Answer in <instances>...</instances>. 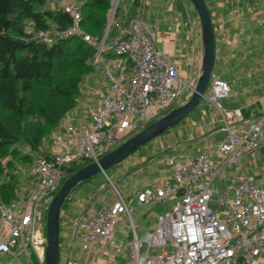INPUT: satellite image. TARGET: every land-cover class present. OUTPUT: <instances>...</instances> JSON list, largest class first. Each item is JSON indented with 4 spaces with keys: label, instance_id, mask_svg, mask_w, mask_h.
Wrapping results in <instances>:
<instances>
[{
    "label": "built area",
    "instance_id": "2783aa9c",
    "mask_svg": "<svg viewBox=\"0 0 264 264\" xmlns=\"http://www.w3.org/2000/svg\"><path fill=\"white\" fill-rule=\"evenodd\" d=\"M136 1L135 15L125 23L126 8L122 23H115L120 34L112 42L107 40L109 31L98 38L82 28L78 2L54 1L73 19L62 34L80 35L94 44L96 67L84 80L78 105L51 136L47 152L36 157L35 187L20 200L0 202V254L16 247L30 264H45L44 213L69 165L106 154L178 106L175 102L184 87L193 91L195 85L182 77L177 62L157 45L155 31L144 20L149 0ZM50 33L46 29L37 35ZM208 87V100L221 107L219 100L230 95V82L212 70ZM222 131V138L199 154L167 155L165 164L173 174L137 188L130 197L113 183L114 200L74 222L81 249L68 264H115L126 249L131 250L134 264H258L264 249V187L245 167L244 156H254L264 146V115L242 131L225 117ZM228 166L234 172L217 192L213 182ZM170 199L175 200L171 209L158 215L153 231L140 236L132 203L151 208ZM125 215L132 225L129 239L107 248L115 243L113 229ZM108 254L110 259H105Z\"/></svg>",
    "mask_w": 264,
    "mask_h": 264
},
{
    "label": "trees",
    "instance_id": "16d2710c",
    "mask_svg": "<svg viewBox=\"0 0 264 264\" xmlns=\"http://www.w3.org/2000/svg\"><path fill=\"white\" fill-rule=\"evenodd\" d=\"M77 1L82 28L101 38L115 0ZM121 1L130 4L125 23L137 11L136 0H119L108 34L109 42L120 34V27L115 23L125 15ZM176 6L192 24L183 2ZM27 20L34 23L31 32L25 28ZM72 22L71 15L57 5L51 6L50 0H0V202H14L28 194L29 190H26L22 195L20 187L29 176L24 178L21 175L14 158L25 163L32 161L31 153L37 157L47 152V148L43 149L45 139L53 134L63 116L76 106L85 78L95 71V45L80 35L62 34ZM51 23L56 32L47 37L37 35L39 31L49 29ZM261 152L264 159V146ZM91 161L89 158L73 161L63 181ZM70 196L71 193L64 205ZM16 254L17 248L14 247L10 256Z\"/></svg>",
    "mask_w": 264,
    "mask_h": 264
},
{
    "label": "crops",
    "instance_id": "0c3cea01",
    "mask_svg": "<svg viewBox=\"0 0 264 264\" xmlns=\"http://www.w3.org/2000/svg\"><path fill=\"white\" fill-rule=\"evenodd\" d=\"M206 1L216 36L217 53L213 71L230 82L231 92L228 97L219 100V107L208 100L207 97L211 94L208 89L188 118L182 119L175 128L161 134L162 137L157 142L144 145L139 152H134L129 169L145 173L150 179L146 185L173 174V169L165 164L164 158L167 155L199 154L206 145L216 144L223 136L222 125L225 117L242 131L248 122L258 120L264 115V0ZM155 18L157 30L153 28L156 24L153 21ZM144 20L155 31L157 45L177 62L182 77L186 79L198 76L203 54L201 29L186 21L171 0H149ZM189 68L192 69L191 76L188 74ZM254 156L255 158H251V155H245L244 165L255 175L253 163L259 157L258 154ZM233 172V167L228 166L225 174L219 177L224 185L227 176ZM213 187L218 189L214 185ZM80 192L83 191L74 192L61 210L59 264H68L67 256L72 258L81 249L80 238L73 232L74 222L80 217L88 218L92 209L104 204H97L91 197L87 199L88 195L82 198ZM93 202L96 204L89 208ZM136 204L142 207L138 218L151 210ZM161 213L163 212H158V215ZM158 215L154 218L153 229ZM134 223L138 233L139 225L137 226L135 218ZM3 260L7 264H17L12 261L10 253L1 254L0 263ZM258 264H264V249L258 256Z\"/></svg>",
    "mask_w": 264,
    "mask_h": 264
},
{
    "label": "rangeland",
    "instance_id": "374dc122",
    "mask_svg": "<svg viewBox=\"0 0 264 264\" xmlns=\"http://www.w3.org/2000/svg\"><path fill=\"white\" fill-rule=\"evenodd\" d=\"M54 1L55 0H50L51 6L56 5ZM75 1L78 2L77 0H75ZM171 1L173 4H179V2H181V3L183 2V8H184L185 12L187 14H189L191 21H192L191 22L192 25L196 26V28L198 29L199 28V18H198V14L196 12L194 5L191 4V2L189 0H171ZM115 4H116V0L114 1V5H113L111 13H110V19H111V16L113 14V11H114ZM118 5H119V0H118L116 10L118 8ZM129 5H130L129 3H124L123 1H121V6H123L124 10L126 8L130 9ZM123 18L124 17L120 18V20L118 22L122 23ZM153 21L156 23V18L153 19ZM113 22H114V19L112 21V24H113ZM112 24H111V26H112ZM156 26H157V23L155 24V26L153 25V28L155 30H157ZM25 28L30 32L33 31L34 30L33 21L27 20L25 22ZM48 30L51 33L56 32V27H54L53 23H51V27ZM109 40H111V38ZM188 74H190V76L192 75V69L191 68L188 69ZM89 75H91V73ZM197 78H198V76L195 75L193 77L186 78V80L190 84L196 85ZM84 86L85 85L83 82L82 89H84ZM85 89H86V87H85ZM208 89H209V87H208ZM192 92H193L192 90L184 87L182 89L180 97L175 102V105L176 104L179 105V104H181V102L183 103L185 100H187L191 96ZM83 98H84V95H83ZM78 102H79V100H78ZM78 102H77L76 106L78 105ZM169 110L164 111L162 115L167 113ZM68 112L63 116L60 124L63 122V119L68 114ZM187 116L189 117L190 115L188 114ZM187 116L184 119L188 118ZM60 124H59V126H60ZM176 126H177V124L170 127L169 129H173ZM138 131H136V132H138ZM54 132H55V130L53 131V134H54ZM136 132H134V133L126 136L122 140H120L118 142V144L116 145V147L118 145H120L121 143H123L125 140H127L129 137L134 135ZM53 134H50L45 139L43 149L48 148L50 138ZM161 137H162L161 135L154 137L153 139H151L149 142H147L144 145L153 144V143L157 142L159 140V138H161ZM144 145H142V146H144ZM140 150L141 149L139 148L136 152H139ZM23 151L26 152L25 149ZM135 153H132L131 155H129L125 159H123V160L119 161L118 163L111 165L110 167L106 168L104 171H100V172L96 173L95 175L89 177L88 179L84 180L82 183L77 185L76 189H74L71 192V195L74 192H77V190H81V191H83V192H80L82 198H86L85 195H88L87 199L91 197V198L95 199L97 204L99 202H108L109 203V202H112L115 198V188L113 186V183H115V185L118 186L122 192H125L127 194V196L130 197L132 195V193L134 192V190H136L137 187L145 186L150 181V179L147 177V175L145 173L129 169L130 161L132 158H134ZM31 154H32V161H30V162L23 163L24 161L21 162V160L18 157L14 158L15 164L21 170V173H22L21 175L24 178L26 175L29 176L28 177L29 179H27L26 181L21 183L20 191H22V195L24 194L23 192H25L26 190H30L31 188L35 187L36 181H37V180L35 181V176L33 174L36 156L33 153H31ZM257 154H258L259 158H257V161L255 160V162L253 163V165H254V171L253 172L255 173V175L257 177V182L259 184H261L262 186H264V159H263V154L261 151H259V153H257ZM251 156H252L251 158H255V156H253V155H251ZM218 178L219 177H217L214 180L213 185L218 188L217 190H222L225 185H224L222 178H219V179ZM1 179L2 178H0V180ZM96 202H93V204H91L89 206V208L93 207L96 204ZM173 203H174L173 200H165V201H161L157 204H154L151 207V210L146 212L145 216H140L139 218H138V216L142 210V207H139L135 202L132 203V205H131L132 216H133V218L136 219L137 226L139 225L138 226V234L140 236H142L148 232H151L153 227H154L153 225L155 224L154 218L158 215V212H160V211L164 212L165 210L171 209ZM47 210H48V208L45 210V213H44L45 216H47ZM44 221H45V225H46L47 218H45ZM131 228H132V225H131L130 218L127 215L122 216L113 229L115 243H108L106 245V247L109 249H114L121 241H127L129 239V237L127 236V230H129ZM131 237H132V235H131ZM12 257H13L12 261L14 263L30 264L28 258L25 255H16V256L13 255ZM105 259H110L109 254L106 255ZM134 263H135V258L132 256L131 250L126 249L122 254L118 255V259H117L115 264H134ZM0 264H7V262L5 260H3Z\"/></svg>",
    "mask_w": 264,
    "mask_h": 264
},
{
    "label": "water",
    "instance_id": "95a60500",
    "mask_svg": "<svg viewBox=\"0 0 264 264\" xmlns=\"http://www.w3.org/2000/svg\"><path fill=\"white\" fill-rule=\"evenodd\" d=\"M191 1L200 20L203 44L201 70L191 96L180 105L172 108L158 119L146 125L111 151L83 165L63 181L50 201L47 210L45 264H59L61 210L65 200L74 187L96 173L104 171L111 165L125 159L136 152L142 145L180 122L194 110L206 94L217 53L215 29L207 1ZM117 4L118 0H116L115 8L106 31H109L111 28Z\"/></svg>",
    "mask_w": 264,
    "mask_h": 264
},
{
    "label": "bare ground",
    "instance_id": "6f19581e",
    "mask_svg": "<svg viewBox=\"0 0 264 264\" xmlns=\"http://www.w3.org/2000/svg\"><path fill=\"white\" fill-rule=\"evenodd\" d=\"M54 36V35H53Z\"/></svg>",
    "mask_w": 264,
    "mask_h": 264
}]
</instances>
